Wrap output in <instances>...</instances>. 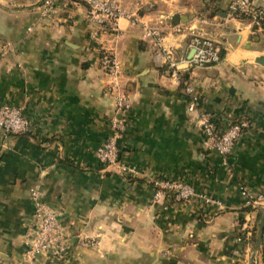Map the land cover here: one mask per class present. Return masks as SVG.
<instances>
[{
  "label": "crops",
  "instance_id": "1",
  "mask_svg": "<svg viewBox=\"0 0 264 264\" xmlns=\"http://www.w3.org/2000/svg\"><path fill=\"white\" fill-rule=\"evenodd\" d=\"M42 1L0 0V105L21 107L29 121L24 133L0 132V264H264V200H255L264 192V29L231 18L232 0H120L134 18L94 39L99 29L82 1L50 18ZM175 14L186 21L173 24ZM148 26L178 58L191 56L192 30L221 48L219 63L185 75L198 96L194 111ZM99 46L120 65L117 90ZM118 95L130 100L124 117ZM203 115L222 130L248 121L229 156L208 148ZM122 117L126 171L96 156ZM166 179L222 206L158 196ZM34 187L62 214L63 258L25 259Z\"/></svg>",
  "mask_w": 264,
  "mask_h": 264
},
{
  "label": "built area",
  "instance_id": "2",
  "mask_svg": "<svg viewBox=\"0 0 264 264\" xmlns=\"http://www.w3.org/2000/svg\"><path fill=\"white\" fill-rule=\"evenodd\" d=\"M76 0H43L38 6L42 17L50 18L58 10L68 5V2ZM88 7L89 20L97 25L98 31L94 33V39L102 31H117L120 17H130L131 13L126 12L120 0H80ZM228 15L248 23L253 31L264 29V6H256L253 0H232L228 7ZM192 47L194 53L191 57L178 58L173 51L164 46L162 31L158 27H146V35L153 38L167 52V64L171 75L183 80L185 90L189 94L191 102L189 110L196 109L198 96L194 86L185 78L186 73L192 68H206L219 63L222 59V51L216 41L205 37L203 34L195 33L192 30ZM100 44V43H99ZM100 59L103 67L110 79V86L113 90L118 89L120 76V65L114 55L107 49L99 46ZM185 78V79H184ZM264 85V75L260 80ZM117 112L123 117L130 108V100L124 95H118ZM122 119H114V134L105 140L96 150V156L107 167L120 165L118 139L120 130L124 127ZM29 121L23 114L22 108L11 105H0V132L4 133H24L28 131ZM248 127V121H235L224 130L218 128L216 122L209 115H203L202 129L206 136V144L209 149L226 157L234 149L236 141L241 137L245 128ZM121 169L127 168L120 165ZM159 196L164 191L172 192L178 201H190L199 196L207 204L222 206V203L205 195H199L189 184L173 179H166L158 182ZM243 195L248 198L247 203H253L251 194L244 189ZM31 200L34 204L35 227L32 229L26 240L25 259L32 260L37 257L51 255L57 258H63L69 251L70 237L61 222V212L52 205L44 201L43 192L39 187L31 189ZM255 200H264V192L260 193ZM24 264V263H18Z\"/></svg>",
  "mask_w": 264,
  "mask_h": 264
},
{
  "label": "water",
  "instance_id": "3",
  "mask_svg": "<svg viewBox=\"0 0 264 264\" xmlns=\"http://www.w3.org/2000/svg\"><path fill=\"white\" fill-rule=\"evenodd\" d=\"M184 21H186V19L184 17H182L180 14H175L172 17V23L173 24H179L180 22H184ZM193 53H194V49L191 53V56L193 55ZM263 233H264V225H261L260 238H262Z\"/></svg>",
  "mask_w": 264,
  "mask_h": 264
},
{
  "label": "trees",
  "instance_id": "4",
  "mask_svg": "<svg viewBox=\"0 0 264 264\" xmlns=\"http://www.w3.org/2000/svg\"><path fill=\"white\" fill-rule=\"evenodd\" d=\"M218 126V125H217ZM219 128V127H218ZM21 134V133H20ZM174 196V195H173Z\"/></svg>",
  "mask_w": 264,
  "mask_h": 264
}]
</instances>
